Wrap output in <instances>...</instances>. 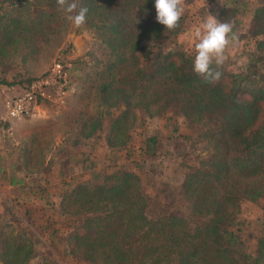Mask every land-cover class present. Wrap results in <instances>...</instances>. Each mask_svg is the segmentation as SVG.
<instances>
[{"label": "trees", "instance_id": "1", "mask_svg": "<svg viewBox=\"0 0 264 264\" xmlns=\"http://www.w3.org/2000/svg\"><path fill=\"white\" fill-rule=\"evenodd\" d=\"M6 2L19 20H8L2 32L62 38L69 29L56 0H0ZM238 2L223 0L216 19L231 22ZM78 3L89 9L86 23L75 29L93 35L87 74L96 109L79 135L102 136L108 147L122 145L140 120L169 115L189 125L190 145L200 146L203 156L191 164V150L176 155L180 182L162 181L154 195L129 168L96 173L62 190L58 213L73 225L66 258L85 264H249L236 228L240 204L264 196V2L253 10L243 35L253 41L245 67L232 73L220 66L222 75L213 83L194 74L193 59L173 47L188 25L183 16L175 30L165 32L155 21V0ZM6 126L0 124V134ZM144 140L141 160L148 166L146 159L160 160L162 141L149 139L148 149ZM149 168L150 175L158 169ZM177 198L186 203L183 210L174 206ZM32 255V243L22 235L0 238V264H29ZM251 263L264 264V239L256 240Z\"/></svg>", "mask_w": 264, "mask_h": 264}, {"label": "rangeland", "instance_id": "2", "mask_svg": "<svg viewBox=\"0 0 264 264\" xmlns=\"http://www.w3.org/2000/svg\"><path fill=\"white\" fill-rule=\"evenodd\" d=\"M206 1L203 8V0H184L182 16L188 25L182 32L184 35L179 34L173 43V47L192 59L195 41L192 33L189 36L185 33L203 22V16L212 15L216 19L223 6V0ZM240 1L234 5L237 11L231 20L238 39L226 48L222 65L232 73L245 67L248 53L253 50L252 39L243 35L253 10L264 2ZM7 4H0V29L8 25L10 19L19 20L15 10ZM19 4L22 3H16ZM19 13L29 21L23 12ZM69 25L62 38H34L25 33L16 35L0 30V112L4 101L19 97L25 90L24 85L44 77L53 63L66 68L68 80V88L60 100L39 103L32 115L7 123L6 130L0 134V187H4L0 202V238L13 241L22 235V239H29L33 247L29 264H85L66 258L65 242L73 225L71 218L58 213L57 200L62 190L91 180L96 173L102 176L129 168L143 179L145 192L154 195L162 181H169L172 186L180 182L182 170L178 169L180 160L176 155L188 154L191 150L188 160L191 164L196 155L203 156L200 146L190 145L189 125L180 118L170 120L169 115L140 120L129 133V142L122 145L108 147L102 136L82 138L78 132L81 123L93 118L96 110L90 89L91 75L87 74L89 54L95 53V47L90 31L77 30L71 22ZM47 40L50 42L46 43ZM10 93L16 97L10 98ZM109 113L115 116L117 110ZM109 118H103L102 122L105 124ZM5 120H0V124ZM151 138L162 141V153L159 161L146 159V166L145 160H141V147L145 139L144 144L151 149L147 142ZM115 143L120 144V141ZM148 168L158 169L150 175ZM174 206L183 210L187 205L177 198ZM146 215L150 219L155 216L151 209ZM4 225L9 227L4 228ZM236 229L247 261L252 264L256 240L264 239V196L256 203L240 204Z\"/></svg>", "mask_w": 264, "mask_h": 264}, {"label": "clouds", "instance_id": "3", "mask_svg": "<svg viewBox=\"0 0 264 264\" xmlns=\"http://www.w3.org/2000/svg\"><path fill=\"white\" fill-rule=\"evenodd\" d=\"M58 9L65 14L73 27L80 28L86 23L89 9L78 0H56ZM155 21L166 31H173L184 13V0H155ZM194 58L192 71L204 82L218 81L222 73L218 70L226 57L225 50L238 37L231 22H219L212 15L199 23L193 30ZM215 64L216 68L213 67Z\"/></svg>", "mask_w": 264, "mask_h": 264}, {"label": "built area", "instance_id": "4", "mask_svg": "<svg viewBox=\"0 0 264 264\" xmlns=\"http://www.w3.org/2000/svg\"><path fill=\"white\" fill-rule=\"evenodd\" d=\"M67 81L66 68L60 63H53L44 77L31 81L19 97L6 102L7 117H27L34 113L39 103L60 100L68 88Z\"/></svg>", "mask_w": 264, "mask_h": 264}, {"label": "crops", "instance_id": "5", "mask_svg": "<svg viewBox=\"0 0 264 264\" xmlns=\"http://www.w3.org/2000/svg\"><path fill=\"white\" fill-rule=\"evenodd\" d=\"M196 6H198L197 4H198V2H196V3H194ZM206 4H207V1L206 0H203V8L206 6ZM202 6V5H201ZM206 18H207V16H203V21L204 20H206ZM189 27H190V25H189ZM192 29H189V31L188 32H186L185 34H186V36H189L191 33H193V30H194V27H191ZM185 31V30H184ZM180 35H184V33H181ZM6 102L7 101H4L3 102V104H2V110H1V112H0V120H5V118L7 119L8 117H7V114H6ZM14 121H16V120H14V119H7V120H5L4 122L7 124V123H11V122H14ZM2 180H0V182H1ZM9 187V186H8ZM2 189H4V187H0V202H1V200H3V194H4V192L2 191Z\"/></svg>", "mask_w": 264, "mask_h": 264}]
</instances>
